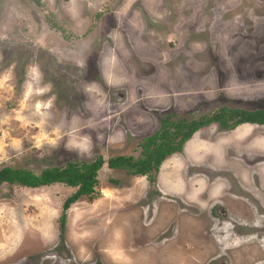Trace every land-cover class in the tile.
<instances>
[{"label": "rangeland", "instance_id": "1", "mask_svg": "<svg viewBox=\"0 0 264 264\" xmlns=\"http://www.w3.org/2000/svg\"><path fill=\"white\" fill-rule=\"evenodd\" d=\"M141 2L0 0V167L37 173L96 154L104 160L136 154L139 138L157 129L162 111L190 119L220 106L264 109V0H146L148 11ZM129 102L125 118L138 121L140 112L149 118L141 119L146 129L126 130L116 153L103 145L104 123L95 121ZM193 139L191 152L213 168L208 174L214 172L225 211L211 227L212 237L226 242L215 246L208 264H264V177L257 173L264 167V125L223 131L210 124ZM167 157L176 171L185 159L182 152ZM131 177L103 163L97 194L67 209L62 240L57 218L74 187L1 184L0 264L162 261L155 243L175 222L156 224L146 201L121 188ZM166 197L177 212L174 198ZM148 226L154 249L124 246ZM157 227L166 229L159 234Z\"/></svg>", "mask_w": 264, "mask_h": 264}, {"label": "crops", "instance_id": "2", "mask_svg": "<svg viewBox=\"0 0 264 264\" xmlns=\"http://www.w3.org/2000/svg\"><path fill=\"white\" fill-rule=\"evenodd\" d=\"M103 2L105 3V0H102V3ZM141 5L144 10H149V8L145 7L146 0L145 2H141ZM100 78H102V74H100ZM106 84L108 85L107 82ZM131 103L132 102L127 103L119 110L112 108L108 111L109 113L104 115V117L100 116L95 121L97 123H104L105 137L103 138V145L106 146V149H122L126 144V130L129 129L131 131H135L134 129H146L144 121L141 120L143 117L145 119L149 118L145 112L138 113L141 118L138 121L136 118H125L122 115L126 109L132 106ZM135 112L137 113L139 111ZM244 124L250 123H240L235 127ZM235 127L233 129H235ZM197 131H195L192 136L184 142L181 151L171 154H180L181 152L184 154V163H182V166L177 170L178 172L168 167L170 164L169 157L165 158L160 163L154 183V189L157 192L150 195L151 197L149 200H146L145 198V194L147 193L146 191H148L149 187V183L145 175H132V177L127 181V184L121 187L125 189L128 187L129 195L130 192H132L133 195H137L135 198L144 199L146 201L147 209L153 214L152 219H158L156 224H162L169 220L175 222L173 223L171 232H169L167 236L161 237L158 243H155V246H158L159 252H161H157V256L162 259V261L159 260L157 264H208L214 257L211 255V252L214 248L216 249L215 246H217L218 249L223 242H226V238L220 235V233L217 234L218 236L220 235V238L212 237V230L214 229L211 227L212 223L216 222L214 220L217 219L218 215H224L225 211L221 206H219L220 200H218L219 196L217 197L219 193L215 190L217 179H213L212 177L214 172L208 174V172L212 171L213 168H209L208 166L210 165L205 164V159L202 160L201 157L202 154H198L197 152L194 154L191 152V150L194 151L195 149L194 147L196 142L193 139V135ZM118 152L120 151H116V153ZM188 153L198 155L201 158L196 160L197 158H192ZM188 157H190V160L187 159ZM186 161L189 164H186ZM202 168H205L207 173H205ZM168 169H170V171ZM257 173L258 176L264 177V167H260ZM107 188L109 191L111 190L109 187ZM118 192L119 194L125 193L122 189L120 191L118 189ZM100 193L101 195H104L103 186L101 187ZM194 194L195 197L193 199ZM117 196L118 195H116V197ZM166 196L174 198L172 200H174L177 212L176 210L168 207L169 204L165 201V198H167ZM130 198L131 199L127 201H135V198H132V196H130ZM177 202L183 205V209L179 207ZM215 208L218 212H215ZM148 210H146V216L149 215ZM195 211H197V213ZM139 217H141L140 214ZM205 220H209L210 225H208ZM150 227L151 226L142 228V230L135 236L136 241L131 245L127 243L124 246H131L130 248L132 249V252H135L133 251L135 246L138 247L136 248L137 250L141 248L143 250H140L141 252H149L154 249V245L150 244L149 240L151 239L150 236L155 232H153L154 228ZM165 229L166 227H157V233L162 234ZM173 252L172 262L169 263L167 261L171 259V256H167V254ZM136 263L138 264L137 258Z\"/></svg>", "mask_w": 264, "mask_h": 264}, {"label": "trees", "instance_id": "3", "mask_svg": "<svg viewBox=\"0 0 264 264\" xmlns=\"http://www.w3.org/2000/svg\"><path fill=\"white\" fill-rule=\"evenodd\" d=\"M35 4L39 0H33ZM168 110V109H167ZM157 129L142 136L137 142L136 154H113L106 160L101 154L91 159H71L63 165L42 168L39 172L30 169L2 166L0 167V185L17 184L23 187L35 188L54 183H62L74 187V191L66 196L60 206L58 220V236L64 237L66 211L80 197L92 199L97 191V172L103 163L108 169L124 171L127 175H145L154 189L155 176L160 163L172 153L179 152L185 141L198 129L215 124L219 130H230L240 123L264 125V109H244L220 106L213 111L202 113L195 118L186 119L177 116L173 111H162ZM117 184V179L108 178Z\"/></svg>", "mask_w": 264, "mask_h": 264}, {"label": "flooded vegetation", "instance_id": "4", "mask_svg": "<svg viewBox=\"0 0 264 264\" xmlns=\"http://www.w3.org/2000/svg\"><path fill=\"white\" fill-rule=\"evenodd\" d=\"M153 132V131H152ZM219 264H225L223 260H220Z\"/></svg>", "mask_w": 264, "mask_h": 264}]
</instances>
